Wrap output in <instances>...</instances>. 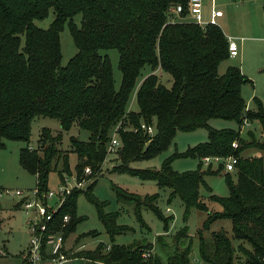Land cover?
Listing matches in <instances>:
<instances>
[{"label":"trees","instance_id":"16d2710c","mask_svg":"<svg viewBox=\"0 0 264 264\" xmlns=\"http://www.w3.org/2000/svg\"><path fill=\"white\" fill-rule=\"evenodd\" d=\"M190 0H0V149L6 140H21L27 145L20 151V164L36 175L41 192L49 190V176L58 171L62 182L75 173L86 188H74L55 214L50 233L63 230L65 239L76 230L84 217L78 216V197L84 194L98 210L112 239L111 247L101 243L94 250H79L69 258L81 257L106 264H198L193 261V244H185L189 228L184 226L175 235L177 245L166 263L153 251L155 244L139 240L124 245L114 242L115 236L132 228L117 224V212L108 213L106 202L93 193L115 128L121 124L119 163L113 169L129 172L143 179H153L159 186L171 189L170 198L178 196L185 205V221L197 207L207 212L198 231L199 259L202 264H264V155L245 156L250 148L264 152V108L257 100L256 110L248 109L243 85L251 79L238 66H229L224 74L219 66L230 58L229 37L220 25L201 26L176 19L172 9L188 12ZM55 17L49 28L35 24L51 10ZM81 14L80 23L75 16ZM68 24L78 48L65 65L61 32ZM119 51L122 81L116 88L113 66L103 49ZM151 73L137 88L145 67ZM172 76L171 86L164 83L158 71ZM136 89L138 110L129 109ZM50 116L60 121L62 131L42 129L37 145L30 149L33 121L36 116ZM236 121L234 128H215L211 119ZM258 121L261 137L241 127ZM154 125L150 135L142 124ZM90 132L88 140L71 138L78 156L75 170L70 155L62 151L63 131L74 125ZM207 128L209 138L186 152L175 150L161 169H139L131 163L151 159L166 151L179 131ZM237 141L238 146L233 143ZM236 156L235 169L225 171L221 163L204 168V156ZM200 160L197 170L178 172L172 163L177 157ZM90 167L91 173H86ZM226 177L229 195L212 193L207 175ZM210 192L209 199L219 203L220 210H211L203 200L201 189ZM120 202L131 203L139 220L146 225L142 208L149 207L164 222V234L158 241L166 245L174 216H167L158 207L159 194L142 197L115 186ZM71 215L68 223L64 216ZM232 222L226 228L206 234L218 220ZM237 242V244H236ZM182 243V244H181ZM44 257L48 258L46 251Z\"/></svg>","mask_w":264,"mask_h":264},{"label":"rangeland","instance_id":"374dc122","mask_svg":"<svg viewBox=\"0 0 264 264\" xmlns=\"http://www.w3.org/2000/svg\"><path fill=\"white\" fill-rule=\"evenodd\" d=\"M210 7L216 5L224 11L225 17L219 21L223 31L229 32L238 38L239 52L237 57H230L224 60L219 66V73L224 74L229 66H238L249 74L251 82L243 85V97L247 102L248 109L256 110L258 108L257 100L262 102L264 108V0H205ZM55 13L52 9L50 14L42 19H36L35 24L41 28H49L54 20ZM82 15L75 16V20L80 23ZM252 23V24H251ZM251 24V25H250ZM61 43L63 57L61 65L65 66L69 60L77 53L78 48L71 35L68 24L61 32ZM103 54H108L112 66L116 88H119L122 81V72L119 68L120 54L116 48L103 49ZM151 73L147 66L143 69L142 75L137 81V88L143 79ZM164 83L168 86L172 85V76L158 71ZM130 110H138L136 100V89L133 91L130 101ZM210 125L221 128L239 129L240 126L236 121L226 119H211ZM49 127L53 133L62 131L60 121L50 116L39 115L33 121L31 143L35 147L41 136L42 129ZM155 127V133H156ZM248 130L254 131L258 137H261L262 128L258 121L246 123L241 127L243 135H247ZM76 137L82 140H88L90 132L74 125L69 131H63V140L60 144L62 151L69 153L70 165L75 170L78 156L73 151L71 138ZM247 137V136H246ZM209 132L207 128H198L193 131H179L174 143L161 154L147 160H141L131 163V166L139 169H161L166 158L171 156L175 150L180 153L186 152L188 148L194 147L201 142L207 141ZM5 146L0 149V264H22L21 252L29 243L30 234L27 226L28 216L24 210L15 208L16 202L19 200L17 195L12 192L18 189L27 190L37 186V177L29 173L20 164V151L27 145L21 140H6ZM245 156H262L264 152L257 148H250L244 152ZM117 151L108 155L98 182L93 189L96 197L106 202L105 210L108 213L117 212V224L130 226L132 229L115 236L114 242L117 244L130 245L139 240H147L155 244L154 250L144 253L148 257L151 253H157L166 263L168 256L173 253L176 246L174 235L184 226L189 228V237L185 244H193V258L198 264H202L199 259V237L198 231L203 227V223L207 218V212L193 207L190 210L188 220L185 221V205L178 196L170 201L171 189L161 187L153 179H143L129 172H122L113 169L118 164ZM200 160L194 157H177L172 163L174 170L178 172L197 170ZM216 169L220 164H212ZM208 165H205L206 168ZM226 171V170H225ZM221 174L207 175L206 181L212 188V193L225 197L228 196L229 186L226 177ZM76 175L75 173L69 175ZM62 179L58 171L54 170L49 176V189L58 191L62 184ZM115 186L125 189L130 193H136L145 197L147 195L159 194L156 201L158 207L167 216H174L171 223L170 231L166 236V245H162L158 241V236L164 234V222L149 207L142 208V215L146 225L139 220L135 213L134 205L131 203H123L119 201ZM86 188L85 186H83ZM203 200L208 204L211 210H220L222 206L219 203L209 199L210 192L205 188L201 189ZM51 205L56 204V199L50 202ZM97 206L92 203L84 194L78 197V216L84 217L77 225V228L68 238V244L84 245L85 250H94L101 243L107 245V249L111 247L112 239L108 234L104 223L99 216ZM226 228L231 233V220H218L210 231L206 234L210 236L213 230ZM78 238V239H77ZM75 239V240H74ZM182 244V243H181ZM237 244V242H236ZM71 253V252H70ZM73 260V259H72ZM69 261V260H68ZM39 264H54L50 260H46ZM62 264H89L85 260H74V262H63Z\"/></svg>","mask_w":264,"mask_h":264},{"label":"built area","instance_id":"2783aa9c","mask_svg":"<svg viewBox=\"0 0 264 264\" xmlns=\"http://www.w3.org/2000/svg\"><path fill=\"white\" fill-rule=\"evenodd\" d=\"M205 2L204 0H190L188 12L186 15L181 16V8L175 7L172 12L175 14L173 20H184L192 23L206 26L208 24L219 25V18L224 15V11L212 5L210 16L205 15ZM176 18V19H175ZM244 39V38H241ZM229 49L230 56L236 57L239 55V44L237 39L229 37ZM248 123V122H247ZM121 124H119L112 135L108 146V155L116 152L121 145L120 130ZM147 133L150 135L155 134V126L142 124ZM234 147L238 146V142L233 143ZM34 147L30 145V149ZM202 161L205 165L210 164H225L226 171H232L235 169L238 158L236 156H204ZM86 173L90 174V167L86 168ZM86 185V181H78L76 175L65 177V181L59 186L58 191L47 190L41 192L36 186L31 190L18 189L13 191L12 194L17 195L24 205V210L28 216L27 226L30 232V242L27 249L23 254V264H39L46 260L52 261L54 264H62L68 261L70 252L65 245V237L63 230L55 233H50V228L54 220L55 214L64 204L68 195L72 193L74 188H83ZM56 199V204L53 206L50 202ZM71 220V215L66 214L64 216V222L68 223ZM48 258L44 257V252Z\"/></svg>","mask_w":264,"mask_h":264},{"label":"crops","instance_id":"0c3cea01","mask_svg":"<svg viewBox=\"0 0 264 264\" xmlns=\"http://www.w3.org/2000/svg\"><path fill=\"white\" fill-rule=\"evenodd\" d=\"M204 2H205V15H206V17H209L210 16V12H211V10H212V6L210 7V5L208 4V2L207 1H205L204 0ZM220 9V8H219ZM224 17H225V13H224V15L222 16V17H220L219 18V21H222V19H224ZM252 24V23H251ZM250 24V25H251ZM219 25H220V23H219ZM221 26V25H220ZM225 32V34L228 36V37H234L235 39H239L240 41L242 40L241 38H238L237 36H234L233 34H231V33H229V32H226V31H224ZM239 54H240V52H239ZM237 57V56H236ZM242 71H243V73L244 74H246L248 77H249V74H247V73H245L244 72V70L243 69H241ZM31 189H33V188H28L27 190H31ZM15 208H17V209H22V210H24V205L22 204V201H21V199L19 198V200L16 202V204H15ZM24 212H25V210H24ZM26 214V213H25ZM1 220H0V225H1ZM29 234H30V232H29ZM78 239V238H77ZM75 240V239H74ZM29 242H30V239H29ZM29 244V243H28ZM28 244H27V246H26V248L21 252V258H22V264H23V254H24V252H25V250L27 249V247H28ZM65 245H66V248H67V250L69 251V252H75V251H79V250H83V244L82 245H78V244H75V246H74V244L72 243V244H68V238H66V241H65ZM73 259V260H72ZM74 260H85V261H87L89 264H106V263H103V262H91V261H89V260H87V259H85V258H81V257H75V258H70L69 259V261H67V262H74Z\"/></svg>","mask_w":264,"mask_h":264}]
</instances>
